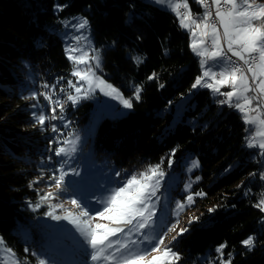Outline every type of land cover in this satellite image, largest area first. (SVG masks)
I'll return each mask as SVG.
<instances>
[{"label":"trees","instance_id":"16d2710c","mask_svg":"<svg viewBox=\"0 0 264 264\" xmlns=\"http://www.w3.org/2000/svg\"><path fill=\"white\" fill-rule=\"evenodd\" d=\"M188 2L194 15L202 10L195 0ZM58 4L67 7L58 11ZM74 15L88 19L93 47L101 50L97 72L132 99L133 108L124 116L104 115L95 122L96 99L66 102L64 118L46 120L41 129L34 126L32 113L38 109L31 105L39 103L46 116L51 106L42 96L38 101L23 97L49 92L43 87L47 83L56 85L53 99L66 101L67 81L75 80L58 29ZM200 73L199 57L177 17L145 0H0V239L19 264H37L41 258L49 264L91 260V249L75 229L51 224L46 204L33 210L42 187L59 176L65 161L50 150L62 144L50 141L77 136L73 165L64 163V182L76 196L94 194L96 201L90 202L99 208L98 197L106 198L111 188L160 164L165 176L157 196L166 210L159 212L157 232L174 225L176 231L188 228L167 243L181 255L179 264H219L215 249L222 243L227 244L225 259L232 254V264H264V213L255 207L264 193L259 179L264 157L246 147L241 113L221 105L208 88H191ZM136 86L142 88L139 100L134 97ZM53 124L59 132L51 130ZM192 161L199 166L192 168ZM81 182L85 185L77 189ZM186 184L191 188L186 190ZM189 192L206 195L195 197L177 215L176 203ZM192 217L199 219L189 224ZM249 236L255 237L251 252L241 243Z\"/></svg>","mask_w":264,"mask_h":264},{"label":"snow or ice","instance_id":"6c2138e0","mask_svg":"<svg viewBox=\"0 0 264 264\" xmlns=\"http://www.w3.org/2000/svg\"><path fill=\"white\" fill-rule=\"evenodd\" d=\"M154 2L164 5L174 12L179 19L180 26L191 34L190 46L201 58L202 69V74L196 77L191 88H208L214 94L225 97L219 100V103L235 108L241 113L246 126L245 132L248 133L245 137L246 147L258 149L259 155L264 157V4H257L256 0H210V3L209 0H196L204 11L202 15L193 16L187 0H154ZM55 7L58 11H62L67 5L58 4ZM67 23L70 22H66V26ZM88 24V19L81 17L78 23L71 26L80 31L86 29ZM82 39L87 41L88 38L74 36L73 40L76 41V46L69 45L65 48L68 59L73 62L71 75L77 78L76 83H73L72 80L67 81L69 91L66 101L53 99L56 85L47 83L43 87L50 89L49 92H32L30 96L23 97L25 100L38 101L42 96L51 106V115L46 116L39 103L31 105L32 108L38 109V112L32 113L35 121L34 126L39 125L43 129L46 120L63 119L66 102L76 105L81 99L90 98L96 89L118 99L124 109L131 110L133 108L132 99L124 98L119 89L97 75V70H100L102 65L101 50L91 49L89 42L86 47L91 49L92 54L90 55L89 51L79 46ZM36 43L37 46H42V41ZM233 57L237 60L233 61ZM133 59L137 63L143 62L140 57ZM238 62H242L243 66ZM155 78V73L149 77L150 80ZM225 86L231 90L222 92L221 88ZM71 89L75 90V95L72 94ZM60 92H65V89L60 88ZM141 92L142 88L136 86L134 91L136 100L141 98ZM57 108L59 114H57ZM51 130L54 133L59 132L55 124L52 125ZM79 139L77 136L75 140L65 139L61 142L56 139L50 141V143L62 144V146L50 150L57 157L70 158L71 153L76 151ZM175 151L173 149L170 154L169 168L173 164L171 157L175 155ZM64 163L66 161L62 162L57 170L60 173L59 176L50 177L53 181L50 187H54L56 191H47L41 194L40 200L33 206V210L39 208L41 203H48L47 216L52 220H67L71 223L86 247L91 249L89 255L93 264H179L181 255L165 244L167 232L155 235L144 231L151 229L155 223L153 217L156 213V203L153 202V198L158 201L157 193L162 187L161 181L165 176L160 164L150 165L144 172L132 175L123 186L113 189L106 198L97 200V203L102 205L100 209H92L87 203L71 199L69 203L77 210L74 212L64 208L63 203H49L58 199L59 194L65 190L64 180L67 173L64 171ZM198 166V161H192V168ZM249 175L255 177L257 173ZM42 178L41 176L37 181H33L30 187ZM199 179L196 177V180ZM259 179L264 181V172L259 173ZM185 188L186 190L190 189L191 184H186ZM203 195L206 194L189 192L184 201L176 203L177 215L194 204L195 197ZM255 207L264 213V193H261V198ZM56 209H60L62 214H57ZM209 211H215V209H209ZM98 219L107 220L109 223L101 224L96 222ZM198 219L199 217L190 218L189 224ZM167 231H175V225ZM187 231V227L180 228L179 231H176V235L172 236V241ZM133 236L140 237V239H134ZM113 237L115 239H112ZM241 243L247 251L251 252L255 247V237L249 236ZM0 244H3L2 239H0ZM226 248L227 244L222 243L215 249L219 254V264H232L231 253H228L226 259L224 257ZM25 251L27 252L28 249ZM6 252L13 257V264H19L12 249L8 248ZM152 253L157 254L151 255ZM37 264H49V262L41 258L38 259Z\"/></svg>","mask_w":264,"mask_h":264},{"label":"rangeland","instance_id":"374dc122","mask_svg":"<svg viewBox=\"0 0 264 264\" xmlns=\"http://www.w3.org/2000/svg\"><path fill=\"white\" fill-rule=\"evenodd\" d=\"M145 1L146 2H149V3L153 4V5H156L157 7L161 8L163 10L169 11V12H171V13H173L175 15V13L172 12V11H170L166 6L156 4L154 2V0H145ZM187 2H188V0H187ZM256 3L257 4H264V0H256ZM188 4H189V2H188ZM201 9L202 10L199 13H197V14L194 15L192 13V11H191V14L193 16L202 15L203 14V11H204V9H203L202 6H201ZM74 18L77 19L76 22H71L72 20H75ZM79 18H81L80 15H74V16H72L70 18L71 21H69L70 23H67V26H66V24H63V26L60 29H58V32H59L60 36L62 37V39L64 40V46H65V48L67 46H69V45L76 46V41L73 40V37L74 36H78L79 35V36L87 37L88 38L87 41H85V40L82 39L80 41V45L79 46L82 47V48H85V50L86 51H89V53L91 55L92 54L91 49H94V47H93L92 41H91L90 36H89V28H88V26H87L86 29H83V30H80V31H77L75 28H73L71 26L72 24L78 23ZM177 20H178V23H179V19L178 18H177ZM179 25H180V23H179ZM182 29L183 30H186L188 32L189 44L191 45L192 37H191L190 32L187 29H184V28H182ZM220 31L222 32V28L220 29ZM89 42L91 44V49L86 47V45ZM209 43H210V41H209ZM224 46L226 47V45H224ZM191 50H192V48H191ZM193 53L196 54L194 51H193ZM199 60H200V64H201V58L200 57H199ZM70 62H71L72 70H73V62L72 61H70ZM81 67H83V66H81ZM201 74H202V69H201L200 75ZM97 75L98 76H101L98 72H97ZM103 79L106 80L105 78H103ZM74 80H75V83H76L77 82V78L74 77ZM107 82L110 83V84H112L114 87H116L117 89H119V91L121 92L120 88H118L116 85H114L110 81H107ZM229 90H231V89L229 87H227V86L221 88V91L222 92L229 91ZM209 91H210V93H211L212 96H218L220 99H224L225 98L223 96H219V95L214 94L210 89H209ZM74 93H75V90H74ZM121 94L123 95L122 92H121ZM123 97L126 98L124 95H123ZM90 98L96 99L95 101H93V110H92V118H93V120L95 122L100 117H102L104 115L114 116V117H120V116L126 115L128 113V111H129L128 109H124L123 108V105L121 104V102L118 99H114L112 96L105 95L104 92L100 91L99 89H96L95 92L90 96ZM99 98H101L102 101H99ZM70 140H75V139H70ZM63 146L69 147L67 145H63ZM77 149H78V144L76 146V150ZM74 153H71L70 158L69 157H63V159H65L67 165H70V166L73 165L72 159L74 157ZM67 168H68V166H67ZM82 169H85L84 166L80 168V171ZM87 173H88V171H87ZM52 184H53V181L51 180L50 184H46V185H44L42 187L43 191L44 192H47V191L55 192L56 189L54 187H50ZM83 185H85V182H81L79 185H76V188L77 189H81L83 187ZM102 188L104 189L106 187H102ZM64 189L65 190L59 194V198L58 199H54V200L50 201L49 203H51V204L63 203L64 208H66L68 210H71V211H74V212L77 211V210L73 207V205L71 203H69V201L71 199H76L80 203H87L88 206L90 208H92V209H100V208H102V205L99 208H96L94 206V202L96 201V199L92 200L94 194L89 195L88 198L87 197H84L82 195L76 196L74 194L73 190H70L71 189L70 188V185L67 182H64ZM113 189H115V187L114 188H111L110 192ZM100 197H102V196H100ZM100 197H98V199H100ZM105 197H107V196H105ZM90 201H94V202H90ZM153 202L156 203V213H155V216L153 217V220L155 221V223L152 225L151 229H146L144 231L147 232V233H149V234L162 235L163 233L157 232V227L159 226V219H160V217L158 215H159V212L160 213H164V211L166 210L165 202L161 203V205H160L156 198H153ZM44 204H46L49 207V204L48 203H44ZM159 208H161V210H159ZM56 213L57 214H62L60 209H56ZM96 222H99L101 224H108L109 223V221H107V220H100V219H98ZM51 224H54L58 228L59 227H67V228H73V229H75L74 226L71 223H69L67 220H60V221L51 220ZM170 228H172V227H170ZM176 229L177 228L175 227V231H171V232H168L167 230L165 231V232H167V236L165 237V244H167L168 241H169V239L174 235V233L176 232ZM133 238L134 239H137V240L140 239V237H137V236H133ZM112 239H115V237H113ZM141 247H144V245H141ZM6 249H8V248L6 246H4V244H0V261L2 262V264H13V257L6 252ZM156 254L157 253H152L151 255H156ZM88 258H90V255H89ZM149 258H151V257H149ZM88 264H93V261L92 260H89Z\"/></svg>","mask_w":264,"mask_h":264},{"label":"built area","instance_id":"2783aa9c","mask_svg":"<svg viewBox=\"0 0 264 264\" xmlns=\"http://www.w3.org/2000/svg\"><path fill=\"white\" fill-rule=\"evenodd\" d=\"M209 3H210V0H209ZM212 10H213V12H214V6H213V9H212ZM217 26L219 27L218 22H217ZM230 55H231V54L229 53V56H230ZM233 60L236 61L237 58L233 57ZM238 63H239L241 66H243V65H242V62H238ZM248 75H250V74H248Z\"/></svg>","mask_w":264,"mask_h":264},{"label":"bare ground","instance_id":"6f19581e","mask_svg":"<svg viewBox=\"0 0 264 264\" xmlns=\"http://www.w3.org/2000/svg\"><path fill=\"white\" fill-rule=\"evenodd\" d=\"M233 59V58H232ZM234 61V60H233Z\"/></svg>","mask_w":264,"mask_h":264}]
</instances>
